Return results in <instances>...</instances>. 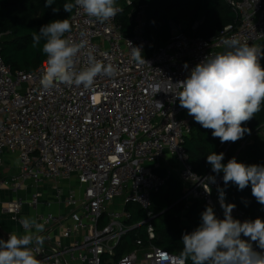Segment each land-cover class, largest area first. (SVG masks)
Wrapping results in <instances>:
<instances>
[{
    "label": "built area",
    "instance_id": "obj_1",
    "mask_svg": "<svg viewBox=\"0 0 264 264\" xmlns=\"http://www.w3.org/2000/svg\"><path fill=\"white\" fill-rule=\"evenodd\" d=\"M227 2L238 22L228 26L221 38L189 37L171 23L172 37L163 46H154L146 38L144 9L128 36L117 22L119 13L99 23L74 9L72 31L66 35L77 43L87 42L75 59L76 69L87 66L88 53L117 69L114 77H97L87 90L63 84L44 90L40 81L47 65L33 72H13L0 56V167L5 154L15 156L20 165L15 176L0 172V190H10L15 197L2 212L11 216L22 235L44 237L39 249L35 243L30 245L42 264H115V250L128 233L144 228L148 240L155 239L152 197L167 186V178L155 169L167 156L175 157L181 166L176 176L186 187L183 199L200 200L213 207L217 218H224L218 188L224 189L225 202L233 204L229 185H224L223 176L215 183L207 180L209 176L200 178L189 165L185 142L198 123L180 107L173 93L178 89L171 83L185 80L206 56L225 51L226 38L236 36L256 45L264 42V0ZM128 41L141 47L145 63L132 59ZM29 183L34 192L25 201L22 193ZM43 186L53 188V202L68 213L38 215L37 222L45 228L35 233L34 228L25 230L20 220L26 217L25 205L34 211L39 208ZM62 187H68L65 195ZM111 204L122 207L110 211ZM128 206L143 211L146 219L132 223ZM232 216L248 220L237 207ZM136 245L135 252L116 264H169L165 254L178 257L152 245L145 247L138 235Z\"/></svg>",
    "mask_w": 264,
    "mask_h": 264
},
{
    "label": "clouds",
    "instance_id": "obj_2",
    "mask_svg": "<svg viewBox=\"0 0 264 264\" xmlns=\"http://www.w3.org/2000/svg\"><path fill=\"white\" fill-rule=\"evenodd\" d=\"M55 0H45V7H52ZM67 13L78 8L99 23H105L123 9L117 6V0H74L63 4ZM53 12L59 8L53 7ZM72 31L69 19L53 20L42 25L38 32L32 33V47H41L46 55V70L41 78L44 90L56 84L69 87L91 89L97 77H114L117 69L111 63L96 59L87 54V66L76 69L75 59L86 41H73L66 34ZM43 42V43H42ZM132 59L145 63L141 47L132 46ZM226 50L206 56L191 69L189 76L171 85L178 89L173 92L180 107L188 111L204 129H211L212 136L221 143L236 142L250 133L243 127L261 110L264 103V67L260 60L264 58V47L241 42L236 37L223 40ZM187 68V64H185ZM224 153L212 152L207 155V163L216 175L223 173V183L229 182L239 190L251 185L252 196L264 206V165H246L235 157L222 163ZM207 180L216 182L215 176ZM211 194L210 191H207ZM219 203L224 210V218L216 217L212 206H207L201 214L202 223L191 233L182 234V251L178 257L167 254L163 259L169 264H264V220L256 218L241 222L234 219L232 211L235 204L225 202V191L218 188ZM20 224L25 230L35 229V233L44 231L45 225L34 217H23ZM249 238L242 239L241 236ZM251 242H255L262 251H256ZM39 249L44 244V237L27 233L9 234L7 240L0 239V264H42L36 258L33 248Z\"/></svg>",
    "mask_w": 264,
    "mask_h": 264
},
{
    "label": "trees",
    "instance_id": "obj_3",
    "mask_svg": "<svg viewBox=\"0 0 264 264\" xmlns=\"http://www.w3.org/2000/svg\"><path fill=\"white\" fill-rule=\"evenodd\" d=\"M66 2L74 0H55L53 6L47 8L45 0H0V56L13 72H33L44 66L46 55L41 47H32V33L53 20H70L72 12L67 13L62 7ZM117 6L123 9L117 16V22L122 33L127 36L133 33L135 19L144 9L145 36L154 46H163L171 39V23L179 26L189 37L215 41L223 36L228 26L238 22L227 0H117ZM53 7L59 8V11L54 13ZM259 46L264 47V42ZM260 63L264 67V58H261ZM242 126L250 129V133L236 142L221 143L219 138L212 136L213 130L196 125L185 142V148L188 163L200 178L223 176L222 172L219 175L213 173L211 165L207 163V155L212 152H223L222 163L225 164L235 157L246 165H264V103L261 104V110ZM247 138L245 148H241ZM158 172L168 178L161 171ZM228 185L231 201L245 212L248 220L258 217L264 220V206L252 196L250 184L243 190L231 182ZM185 190V185L178 179H167L166 188L152 197L155 239L148 240L144 228L128 233L116 248L113 263L116 264L121 257L138 249L137 235L145 247L152 245L179 256L183 247L182 234L191 233L199 227L202 223L201 214L207 207L200 200H184ZM127 210L132 212V223L146 219V214L138 208L128 206ZM186 262L192 264L190 259Z\"/></svg>",
    "mask_w": 264,
    "mask_h": 264
},
{
    "label": "crops",
    "instance_id": "obj_4",
    "mask_svg": "<svg viewBox=\"0 0 264 264\" xmlns=\"http://www.w3.org/2000/svg\"><path fill=\"white\" fill-rule=\"evenodd\" d=\"M176 162H178V160L175 157L167 156L165 160L160 163L158 169H155V172L159 174L158 171H161V173L165 174L166 176H168L169 172H171L172 174L169 178L174 177L178 179L175 172L172 171ZM19 167L20 165L18 159L15 156H11L9 154H5L2 156L0 172L5 177L15 176L17 173H19ZM159 175L161 176V174ZM40 190L43 193L41 205L36 211L31 210L28 205H25L23 208V212L26 217H34L35 219H37L38 215L47 214L49 212L57 215L68 213V210L64 209V207L59 206L57 203L53 202L54 193L51 186L40 187ZM33 192L34 188L32 184L29 183L27 185V190L22 193L25 201H28L31 198ZM14 198L15 197L10 190H0V235L4 240H7L8 235L12 233L22 235L20 227L12 220L11 216L2 212L3 206L6 203L11 202ZM55 238L59 239L60 234L56 233Z\"/></svg>",
    "mask_w": 264,
    "mask_h": 264
},
{
    "label": "rangeland",
    "instance_id": "obj_5",
    "mask_svg": "<svg viewBox=\"0 0 264 264\" xmlns=\"http://www.w3.org/2000/svg\"><path fill=\"white\" fill-rule=\"evenodd\" d=\"M45 65H46V63H45ZM181 170V166L179 165V162H176L175 164H174V167H173V172H175L176 173V175H178L179 174V171ZM65 184H62V186H64ZM63 188V193H64V195L67 193V191H68V188L67 187H62ZM121 207L122 206H117V205H115V204H111L110 206H109V208H110V211L111 210H116V209H121ZM55 210V209H54Z\"/></svg>",
    "mask_w": 264,
    "mask_h": 264
},
{
    "label": "water",
    "instance_id": "obj_6",
    "mask_svg": "<svg viewBox=\"0 0 264 264\" xmlns=\"http://www.w3.org/2000/svg\"><path fill=\"white\" fill-rule=\"evenodd\" d=\"M0 239H3V237L0 235Z\"/></svg>",
    "mask_w": 264,
    "mask_h": 264
}]
</instances>
